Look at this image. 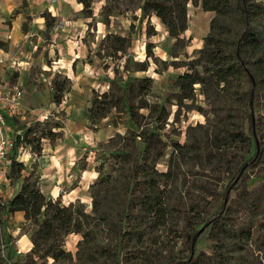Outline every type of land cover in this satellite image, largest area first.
I'll return each instance as SVG.
<instances>
[{
	"label": "rangeland",
	"instance_id": "374dc122",
	"mask_svg": "<svg viewBox=\"0 0 264 264\" xmlns=\"http://www.w3.org/2000/svg\"><path fill=\"white\" fill-rule=\"evenodd\" d=\"M145 1L93 2L104 29L95 36L96 25L89 23L87 61L99 64L110 86L103 94L96 93L94 101L100 106L96 109L93 102L90 114L109 116L121 130L91 144L78 160L80 168L92 165L95 179L89 191L74 193L68 202L58 197L62 205H72L83 230L63 236L65 254L60 259L35 254L38 226L25 218L24 211L10 212L7 202L14 181L20 180L22 186L25 176L32 174L31 182L38 176L26 166L21 175L16 165L14 180L6 179L0 186V264H165L170 257L189 256L188 236L194 229L200 230L196 254L206 261L264 264V74L251 108L245 69L230 76L229 82H218L208 58L216 45L232 52L243 21L235 11L221 15L189 1L187 29L173 37L160 17L144 12ZM254 27L264 43V18L255 20ZM211 35L216 45L207 46ZM114 36L127 38L125 48L119 50L120 43L113 46ZM261 53L250 48L249 67L255 68ZM58 77L60 82L65 79ZM192 79L200 82L191 87ZM250 114L256 119L260 156L246 165L245 187L231 190L224 217L211 222L227 187L258 149L249 130ZM57 122L51 117L31 124L32 133L22 136L16 151L17 161L23 162L25 148L30 147L26 140L34 131L37 135L45 129L55 131ZM139 132L144 136H137ZM144 161L165 173H154L149 180L150 196L133 169ZM126 208L129 215L122 223L130 239L123 243L117 228Z\"/></svg>",
	"mask_w": 264,
	"mask_h": 264
},
{
	"label": "crops",
	"instance_id": "0c3cea01",
	"mask_svg": "<svg viewBox=\"0 0 264 264\" xmlns=\"http://www.w3.org/2000/svg\"><path fill=\"white\" fill-rule=\"evenodd\" d=\"M103 21L95 12L85 16L78 0H0V82L23 92L16 110L5 111L9 133L24 136L34 122L56 118L58 137L43 138L39 155L25 148L22 160L37 174L41 190L64 202L88 192L95 179L92 165L80 168L82 153L121 130L109 116L96 121L90 114L96 93L110 86L99 64L87 61L89 23L98 36ZM58 75L69 81L61 103L54 101ZM20 182L14 181L12 196Z\"/></svg>",
	"mask_w": 264,
	"mask_h": 264
},
{
	"label": "trees",
	"instance_id": "16d2710c",
	"mask_svg": "<svg viewBox=\"0 0 264 264\" xmlns=\"http://www.w3.org/2000/svg\"><path fill=\"white\" fill-rule=\"evenodd\" d=\"M83 4V12L85 16L91 17L94 14L93 2L94 0H78ZM191 1L195 4L201 3L206 10L216 11L221 15H226L231 12H236L241 17L244 30L241 32L240 36L232 42V52L227 53L220 45L215 44V37L209 36L207 38V46H214L208 52L209 63L211 65L213 76H217L218 82H229L230 76H235L241 74V69L244 68L250 81V87L247 93V102L251 106L254 105L257 90L259 86V76L263 75L264 69V43L261 40L259 34L257 33L254 22L264 18V0H146L143 5V10L145 13H155L162 22L168 27L169 34L173 37L179 36L187 29V3ZM47 24L50 25V19H47ZM115 42L113 46L116 47L118 44V49L122 50L125 48V43L127 41L126 37L114 36ZM250 48H258L262 53L254 61L255 68L248 66V53ZM149 55H151V49L148 48ZM238 63V64H237ZM200 82L198 79H192L190 86L192 87L194 83ZM68 79H64L62 82H55L56 91L54 93V101L61 103L64 93L67 90ZM149 86V85H148ZM147 88V87H145ZM96 109L99 108L97 100L93 101ZM101 103V101L99 102ZM94 109V105L91 111ZM101 116V117H100ZM94 120H100L104 115L91 116ZM59 123H55L54 127H59ZM256 119L253 118V114L249 116V130L254 137L256 145L258 147L256 154L246 162L238 171L237 178L235 181L229 185L224 193V200L222 202L219 213L213 217L211 222L221 220L226 210H228L229 195L232 189L236 187H245L243 183V173L247 166L254 163V161L260 156L259 137L255 132ZM31 129H27L25 137H27ZM34 137L27 139V145L31 146L32 151L36 154H40L42 151V140L43 138L54 139L58 137L59 133L50 130H42L40 135H37L36 131L33 132ZM137 136H144V133H136ZM21 135L16 136V146L11 155V166L8 172V178L14 180V166H18V170L22 175V171L25 169V164L22 161H17L16 151L22 140ZM146 138V137H145ZM247 165V166H246ZM246 166V167H245ZM135 169V176L140 173L141 181L143 184V189L151 194V185L149 180L153 179L154 173L163 175L165 173H158L149 166L147 161L143 163L136 162L133 166ZM32 174L25 176V183L21 186V189L14 194L7 202V207L10 212L24 211L25 218L27 220L33 221L37 226V233L34 238V247L32 251L37 254L40 258L42 257H53L55 260L60 259L64 256L65 251L63 249L64 239L63 236L69 234L70 232H81L83 230V223L80 220V215L84 217L83 212H78L75 216L74 211L71 206L62 205L60 198L53 200L52 198L45 195L41 190L38 179L37 181L31 182L29 179ZM126 195L130 193L129 186H127ZM129 215V209H125L122 213L121 223L117 228L118 240L120 242H127L130 239V231L125 230L124 223L122 221L126 219ZM199 229H194L188 236V244L190 254L188 257L174 256L165 264H213L212 262L206 261L205 257H200L196 254V239ZM115 248V247H114ZM114 254H117V251ZM8 258L12 259L10 253Z\"/></svg>",
	"mask_w": 264,
	"mask_h": 264
},
{
	"label": "built area",
	"instance_id": "2783aa9c",
	"mask_svg": "<svg viewBox=\"0 0 264 264\" xmlns=\"http://www.w3.org/2000/svg\"><path fill=\"white\" fill-rule=\"evenodd\" d=\"M22 94L23 92L19 87L0 82V185L4 180L9 179L11 155L16 146V136L9 133L5 111L16 110Z\"/></svg>",
	"mask_w": 264,
	"mask_h": 264
},
{
	"label": "water",
	"instance_id": "95a60500",
	"mask_svg": "<svg viewBox=\"0 0 264 264\" xmlns=\"http://www.w3.org/2000/svg\"><path fill=\"white\" fill-rule=\"evenodd\" d=\"M253 118H255L254 115H253Z\"/></svg>",
	"mask_w": 264,
	"mask_h": 264
}]
</instances>
